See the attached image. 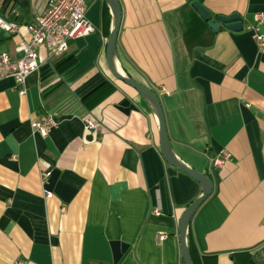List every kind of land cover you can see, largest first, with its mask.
<instances>
[{
  "label": "crops",
  "instance_id": "crops-1",
  "mask_svg": "<svg viewBox=\"0 0 264 264\" xmlns=\"http://www.w3.org/2000/svg\"><path fill=\"white\" fill-rule=\"evenodd\" d=\"M8 1L0 16L21 27L0 28V53L16 56L47 0ZM85 1L94 30L62 54L39 49L24 95L0 79V264H180L178 221L201 185L165 160L152 108L111 73L110 6ZM118 2L116 66L157 93L175 156L212 181L188 225L190 250L198 264H264V118L254 110L264 113V54L244 27L264 16V0H204L212 16L240 14L238 31L212 29L187 0ZM45 112L56 124L41 136L31 122Z\"/></svg>",
  "mask_w": 264,
  "mask_h": 264
},
{
  "label": "built area",
  "instance_id": "built-area-1",
  "mask_svg": "<svg viewBox=\"0 0 264 264\" xmlns=\"http://www.w3.org/2000/svg\"><path fill=\"white\" fill-rule=\"evenodd\" d=\"M87 3L85 0H47L44 10L31 23L25 25L30 34L28 40H19L15 46L18 55L8 52L0 53V79L11 77L15 82L18 94L26 93L25 80L29 73L38 68L37 55L39 49H46L52 54H62L68 49L71 39L85 36L94 30V26L86 16ZM264 16L261 12L254 14L251 22H246L244 27L249 30L256 42L259 52L264 54V34L260 30V24ZM21 24L13 19H4L0 16V28L18 33ZM165 90L164 87L161 88ZM56 124L53 114L45 112L31 122L32 128L41 136H46ZM85 129L98 130L100 125L91 116L84 119ZM228 156L226 152L213 156L210 162L221 165ZM50 173L49 166L44 165L41 177L45 179ZM46 191V196H51ZM64 209V208H63ZM154 214H159L158 209H153ZM165 238V233L157 234V241ZM13 264H25L21 258L14 260Z\"/></svg>",
  "mask_w": 264,
  "mask_h": 264
},
{
  "label": "water",
  "instance_id": "water-1",
  "mask_svg": "<svg viewBox=\"0 0 264 264\" xmlns=\"http://www.w3.org/2000/svg\"><path fill=\"white\" fill-rule=\"evenodd\" d=\"M110 6L113 14L112 27L110 29L109 35L107 37L105 54L106 61L109 69L114 77L124 81L126 84L135 88L141 96L148 102L152 108L158 122L159 130V144L160 151L165 158V160L172 166L180 170H184L193 176L201 185V193L194 198L183 210L179 221H178V231H179V242H180V253L184 264H195L191 256V251L187 243V229L190 219L201 204V202L209 195L212 188V181L204 172L197 170L195 168L189 167L183 162H181L174 154L170 140L167 134L164 115L161 107V102L157 93L151 88L135 81L131 77L124 74L118 69L115 63V51H116V36L119 28L120 18H121V8L118 0H105ZM195 8L198 14L207 22V24L212 29H217L220 25L232 30H241L243 28V21L240 14L233 12L228 15L217 14L212 16L210 10L204 5V0H187ZM10 0L7 2L5 9L7 8ZM256 114L264 118V113L260 110L254 109Z\"/></svg>",
  "mask_w": 264,
  "mask_h": 264
},
{
  "label": "trees",
  "instance_id": "trees-1",
  "mask_svg": "<svg viewBox=\"0 0 264 264\" xmlns=\"http://www.w3.org/2000/svg\"><path fill=\"white\" fill-rule=\"evenodd\" d=\"M104 87H105V84L98 86V87L95 88L92 92H90L89 94H87V95L83 98V100H86L87 97H89V96H91L92 94H95V93L103 95L104 92H105V91H104L105 89H103ZM105 88H106V87H105ZM85 103H86V102H85ZM87 103H88V102H87ZM187 243H188V241H187ZM188 245H189V244H188ZM189 248H190V247H189ZM190 251H191V250H190ZM191 256H192V258H193L194 263H195V264H198V261H197L196 258L194 257L192 251H191ZM180 264H184L182 258H181Z\"/></svg>",
  "mask_w": 264,
  "mask_h": 264
}]
</instances>
